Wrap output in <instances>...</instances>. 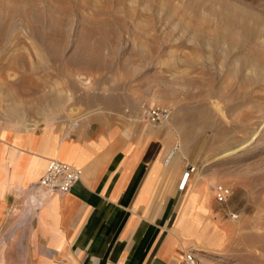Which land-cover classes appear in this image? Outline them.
Here are the masks:
<instances>
[{
  "label": "rangeland",
  "instance_id": "374dc122",
  "mask_svg": "<svg viewBox=\"0 0 264 264\" xmlns=\"http://www.w3.org/2000/svg\"><path fill=\"white\" fill-rule=\"evenodd\" d=\"M102 103L138 119L141 105L171 109L160 127L195 168L184 194L204 199L184 252L264 264V0H0V127L65 134ZM204 233L211 246L195 243Z\"/></svg>",
  "mask_w": 264,
  "mask_h": 264
},
{
  "label": "crops",
  "instance_id": "0c3cea01",
  "mask_svg": "<svg viewBox=\"0 0 264 264\" xmlns=\"http://www.w3.org/2000/svg\"><path fill=\"white\" fill-rule=\"evenodd\" d=\"M101 105L65 134L53 126L0 127L3 264L181 262L188 220L204 200L199 188L184 194L191 179L179 189L186 171L184 147L165 166L176 146L167 126L138 119L135 104ZM50 159L81 168L82 178L66 194L42 197L30 186ZM217 236L204 233L195 243L211 246ZM9 253L20 258L9 259Z\"/></svg>",
  "mask_w": 264,
  "mask_h": 264
},
{
  "label": "built area",
  "instance_id": "2783aa9c",
  "mask_svg": "<svg viewBox=\"0 0 264 264\" xmlns=\"http://www.w3.org/2000/svg\"><path fill=\"white\" fill-rule=\"evenodd\" d=\"M171 109L163 106H146L141 105L139 110L140 119L150 126H159L167 123L171 118ZM73 128L77 127L75 123ZM178 153V146H174L168 153L164 160V165L169 166ZM195 170L194 167L186 165V179ZM184 173L179 183V189L183 190L186 185V179H183ZM82 169L74 165L59 161L57 159H50L47 162L46 169L41 178L30 188L38 192L42 197H51L59 194L68 193L72 187L81 181ZM214 195V200L218 205L226 204L232 196L233 192L230 186L223 183L216 182L210 186ZM229 216L235 217L232 212ZM179 264H200L198 257L193 251H186L183 253L182 260Z\"/></svg>",
  "mask_w": 264,
  "mask_h": 264
},
{
  "label": "bare ground",
  "instance_id": "6f19581e",
  "mask_svg": "<svg viewBox=\"0 0 264 264\" xmlns=\"http://www.w3.org/2000/svg\"><path fill=\"white\" fill-rule=\"evenodd\" d=\"M174 160V159H173ZM183 179L185 180L186 179V175H185V172H184V176H183ZM188 179H189V177L186 179V184H187V182H188ZM186 186V185H185ZM213 193V192H212ZM214 196V195H213ZM190 251H193V250H190ZM194 252V251H193ZM195 253V252H194ZM197 253V252H196ZM195 253V254H196ZM196 256H197V254H196ZM199 256V255H198ZM197 256V257H198ZM199 258V257H198ZM199 262H200V260H199ZM201 263V262H200Z\"/></svg>",
  "mask_w": 264,
  "mask_h": 264
}]
</instances>
